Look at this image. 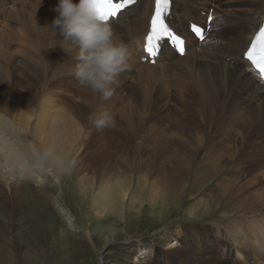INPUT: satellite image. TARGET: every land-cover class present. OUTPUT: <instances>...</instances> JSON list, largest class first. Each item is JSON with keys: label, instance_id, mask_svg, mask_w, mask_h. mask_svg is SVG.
I'll use <instances>...</instances> for the list:
<instances>
[{"label": "bare ground", "instance_id": "bare-ground-1", "mask_svg": "<svg viewBox=\"0 0 264 264\" xmlns=\"http://www.w3.org/2000/svg\"><path fill=\"white\" fill-rule=\"evenodd\" d=\"M187 1L183 9V0H171L166 18L185 40L184 55L166 42L154 63L144 53L154 0H137L110 22L129 56L112 97L104 100L78 86L75 52L66 53L60 37L45 27L57 15L58 0H0V205L6 218L22 205L24 182L36 184L34 195L43 204L55 188L40 168L44 160L29 162L21 147H33L25 129L34 117L37 142L49 153L45 160L62 178L74 177L71 186L79 195L88 188L75 169L67 170L72 158L98 178L128 175L140 156L149 157L155 173L167 172L169 156H181L183 174L193 180L211 169L213 213L230 215L213 227L227 255L218 259L212 248L207 263L226 264L241 249L264 258V81L241 58L264 18V0ZM189 23L207 27L205 41L190 32ZM105 110L109 124L98 130L89 117ZM126 189L122 180L100 184L99 208L115 209ZM64 219L69 226L70 218ZM197 257L190 256L197 260L191 264L200 263Z\"/></svg>", "mask_w": 264, "mask_h": 264}, {"label": "rangeland", "instance_id": "rangeland-1", "mask_svg": "<svg viewBox=\"0 0 264 264\" xmlns=\"http://www.w3.org/2000/svg\"><path fill=\"white\" fill-rule=\"evenodd\" d=\"M186 1L181 3L183 9L188 7ZM196 24L205 29L202 23ZM35 122L31 117L25 129L33 147L26 142L21 147L27 152L26 159L36 165L43 152L32 128ZM174 156L163 162L167 172L155 173L149 157L140 156L133 160L128 175L103 178L72 158L75 163L69 171L75 169V177L88 188L83 195H77L71 186L75 183L72 175L62 178L43 158L40 168L50 176L46 183L55 187L52 196L43 204L34 195L36 184L24 182L27 195L14 214L6 218L0 205V264H191L197 262L190 261L194 255L200 260L197 264H213L207 263L212 248L218 259H224L227 252L217 246L213 227L230 213H213V171L207 169L203 177L193 180L183 174L181 156ZM13 168L18 169L16 165ZM121 180L127 185L121 204L110 211L99 208V185ZM64 218H70L69 226ZM248 263L262 264L264 258L241 249L239 254L231 253L226 264Z\"/></svg>", "mask_w": 264, "mask_h": 264}, {"label": "clouds", "instance_id": "clouds-1", "mask_svg": "<svg viewBox=\"0 0 264 264\" xmlns=\"http://www.w3.org/2000/svg\"><path fill=\"white\" fill-rule=\"evenodd\" d=\"M57 15L50 25L62 40L66 53L75 52L74 77L79 87L100 94L104 100L112 97L118 74L126 67L128 47L114 39L110 23L99 19L98 0H58L53 9ZM89 119L101 130L108 126L110 113L101 111ZM45 152L41 159L47 157ZM68 169L74 161H68Z\"/></svg>", "mask_w": 264, "mask_h": 264}, {"label": "snow or ice", "instance_id": "snow-or-ice-1", "mask_svg": "<svg viewBox=\"0 0 264 264\" xmlns=\"http://www.w3.org/2000/svg\"><path fill=\"white\" fill-rule=\"evenodd\" d=\"M137 3V0H98L99 19L110 23L126 8ZM171 0H154V11L144 35L143 51L148 57L155 58L160 52L162 42L171 44L180 55L185 54V40L176 34L166 21L170 13ZM209 22L213 20L208 16ZM210 30V29H209ZM191 31L198 39L205 41V29L197 24L191 25ZM241 58L248 62V69L260 81H264V26L253 34L248 46L243 50Z\"/></svg>", "mask_w": 264, "mask_h": 264}]
</instances>
